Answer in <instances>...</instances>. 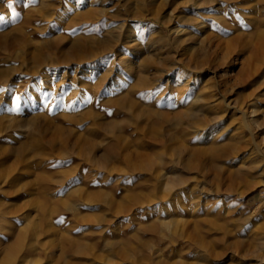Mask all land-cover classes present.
I'll list each match as a JSON object with an SVG mask.
<instances>
[{
  "label": "rangeland",
  "instance_id": "obj_1",
  "mask_svg": "<svg viewBox=\"0 0 264 264\" xmlns=\"http://www.w3.org/2000/svg\"><path fill=\"white\" fill-rule=\"evenodd\" d=\"M5 13L7 262L255 264L264 0H0Z\"/></svg>",
  "mask_w": 264,
  "mask_h": 264
},
{
  "label": "bare ground",
  "instance_id": "obj_2",
  "mask_svg": "<svg viewBox=\"0 0 264 264\" xmlns=\"http://www.w3.org/2000/svg\"><path fill=\"white\" fill-rule=\"evenodd\" d=\"M10 14L9 13H5L4 15H2L0 17V22L4 21V20H7L9 18ZM257 92V91H256ZM253 97V96H252ZM251 107L253 108L254 105L251 104ZM255 108V107H254ZM256 111H253L251 110L250 112L246 113L245 111L243 110H239V113L241 114V117L243 119H246V116H249V115H253ZM262 115L264 116V112H262ZM245 117V118H244ZM248 118V117H247ZM250 118V117H249ZM251 121V120H250ZM259 122V121H258ZM257 121H254L253 124L255 125L256 128L259 127V123ZM246 126V125H245ZM249 126V125H248ZM262 129V128H261ZM7 215V214H6ZM5 215V216H6ZM10 218V217H8ZM12 219V218H11ZM178 222V221H177ZM175 222V223H177ZM165 228L168 229V226L165 225ZM172 235V234H170ZM254 242L252 244V246L250 247L249 250H247V254L249 256L252 257V260L254 261L255 264H264V232H263V236H260V235H256L254 236ZM174 238L173 237H168V241L170 242V240H173ZM176 241V240H175ZM27 251L30 250V248H25ZM7 254L5 255H2L0 254V264H14L15 260L12 261V262H7L8 260H6Z\"/></svg>",
  "mask_w": 264,
  "mask_h": 264
}]
</instances>
